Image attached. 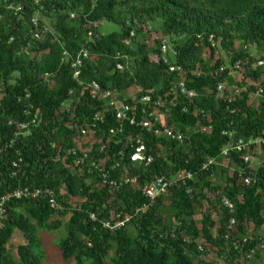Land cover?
<instances>
[{
    "label": "trees",
    "instance_id": "trees-1",
    "mask_svg": "<svg viewBox=\"0 0 264 264\" xmlns=\"http://www.w3.org/2000/svg\"><path fill=\"white\" fill-rule=\"evenodd\" d=\"M103 24L114 29L103 32ZM163 45L176 57L166 54L164 62ZM80 52L88 57L75 79L71 61ZM259 60L264 0H0V197L40 191L7 202L0 264H42L38 230L61 231L57 248L74 264H264V159L251 161L257 151L264 157ZM130 89L135 99L162 100L165 125L183 140L163 135L160 125L149 132L117 120L101 94L128 106L133 98L123 92ZM137 106L127 113L136 121L142 107H154ZM139 139L153 157L148 166L132 158ZM239 139L260 140L248 147L246 163L242 153L223 154ZM78 142L88 160L75 165L83 156ZM208 159L215 162L202 169ZM180 172L192 179L153 203L141 193L154 178ZM102 175L135 183L112 186ZM118 214L130 219L104 227ZM16 232L23 241L15 257Z\"/></svg>",
    "mask_w": 264,
    "mask_h": 264
},
{
    "label": "built area",
    "instance_id": "built-area-1",
    "mask_svg": "<svg viewBox=\"0 0 264 264\" xmlns=\"http://www.w3.org/2000/svg\"><path fill=\"white\" fill-rule=\"evenodd\" d=\"M34 26L37 27V23L35 20L32 21ZM33 39L39 41L41 40V37L39 36V33H34L33 34ZM161 52H162V59L164 62H167V56L168 54L170 58H175L176 57V52L174 51L173 48L167 47L166 45H163L161 47ZM64 59L67 61L68 56L66 53H63ZM88 54L86 52H80L77 54V58L74 61H71V68L73 70V77L76 79L79 75V70L78 68L81 66V60L83 58H87ZM259 66L264 65V60H259L258 61ZM172 70H176L178 72L181 71L180 67L174 66L171 67ZM93 88L96 91H99V87L96 84H93ZM179 89L181 93H186L189 97L193 96V92H188L183 83H179ZM221 87L218 88L219 91H221ZM102 99H104L107 102V105H109L110 108H113L115 110L116 118L119 121H128L130 124L137 123L139 126L142 128L146 129L147 131L151 132L152 130L156 131V127L160 125L162 127V133L163 135L167 136L173 141H182L184 138V135L177 130L173 129L172 127H167L164 123L163 120V115L161 113V109L164 107V103L162 100L158 99L153 101L152 97L149 94H145L141 96L138 99H135L133 97V104L132 105H125L122 101H115L113 98H111L109 92H104L101 94ZM93 97H95V93L93 94ZM25 98H28V95L25 96ZM138 104L140 105H148L152 104L154 107L152 111H148L145 107L141 108V113L142 115L140 116L139 120L136 121L137 119L135 117H132L128 115V112H134L138 108ZM165 114V113H164ZM166 115L168 116V112L166 111ZM95 118L98 120L99 115H96ZM94 119V121H96ZM96 123V122H95ZM95 123H93V127H95ZM28 124H20L19 129L27 128ZM136 143L139 145L137 149L135 150L133 154V159L138 162L143 164L144 166H148L152 161L153 157L151 155H146L143 150L142 143L140 142V139L136 141ZM260 143V140H248L244 141L243 139H239L235 143H230L228 147L224 150L223 154L225 155L228 151H233L237 153H242L244 162H248L251 159V156L248 153V147L252 144L258 145ZM106 147L104 145L102 148ZM77 150H79L82 153V157H80L77 161H75V165H80L84 164L85 161L88 160V155L87 153L82 149V143L78 142L77 145ZM214 159H208L205 163L202 164V169H207L208 166L212 165L214 163ZM91 167H95L96 164L95 162L90 161L89 164ZM103 183L104 184H109L112 186H121L123 184H134L135 180L132 179L131 177L124 176L120 178V180H111L108 181L106 178V175H102ZM192 179V174L189 172H180L177 174H174L169 177L161 176V177H156L153 180L149 181L146 183L143 187H141V193L147 197L150 200V203H153L154 200H156L158 197L161 195H165L168 193L170 188H173L176 186L179 182L184 181V180H190ZM249 183V179H246V184ZM40 195V191H31L30 189H17L15 191H12L10 193H7L0 197V230L4 227V221L6 217V204L12 199H23V198H35ZM223 206L230 212H233V205L228 199H223L222 201ZM50 207L52 209H57L58 205L57 203L51 198L49 200ZM136 211H139V209H136ZM89 218L91 220H95V216L93 214H90ZM116 222L114 226H110L109 223L104 224V227L109 228H120L126 223L129 219L130 216L128 215H123L121 216L120 214L116 215ZM235 224V220L233 218L230 219L229 225L232 227ZM226 238L228 235L225 236ZM244 241H246L244 239ZM234 247L236 248L238 246V242L233 243ZM258 249L264 251V242L261 241L258 245ZM254 254V250L250 252V254L247 256V258H250Z\"/></svg>",
    "mask_w": 264,
    "mask_h": 264
},
{
    "label": "rangeland",
    "instance_id": "rangeland-1",
    "mask_svg": "<svg viewBox=\"0 0 264 264\" xmlns=\"http://www.w3.org/2000/svg\"><path fill=\"white\" fill-rule=\"evenodd\" d=\"M46 26L49 27L48 24ZM113 29H114L113 25H110V24H103L101 26V30L103 32H109ZM136 92H137V89H130V90L124 91L123 94L127 97L129 96L133 98ZM263 159L264 157L261 151H257V158L255 156V158H252L251 161H252V164L257 165ZM252 229H253V226H251V230ZM260 232L264 233V230L262 229V231ZM37 236L39 238L40 245L39 247H37L36 251H38L40 254L42 264H74L73 261L64 262L57 248V244L64 237L61 231L48 232L44 230H38ZM17 245H19V241L12 242L9 245L10 253L14 255L15 257H16V246ZM263 254H264V251H263ZM217 264H223V263L220 261H217ZM247 264H252V263H247Z\"/></svg>",
    "mask_w": 264,
    "mask_h": 264
},
{
    "label": "crops",
    "instance_id": "crops-1",
    "mask_svg": "<svg viewBox=\"0 0 264 264\" xmlns=\"http://www.w3.org/2000/svg\"><path fill=\"white\" fill-rule=\"evenodd\" d=\"M17 241H19V244L22 243V241H23L22 235L19 232L15 233L14 239L11 241V243L12 242H17Z\"/></svg>",
    "mask_w": 264,
    "mask_h": 264
},
{
    "label": "water",
    "instance_id": "water-1",
    "mask_svg": "<svg viewBox=\"0 0 264 264\" xmlns=\"http://www.w3.org/2000/svg\"><path fill=\"white\" fill-rule=\"evenodd\" d=\"M16 74H18V72H16Z\"/></svg>",
    "mask_w": 264,
    "mask_h": 264
}]
</instances>
